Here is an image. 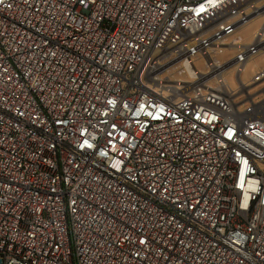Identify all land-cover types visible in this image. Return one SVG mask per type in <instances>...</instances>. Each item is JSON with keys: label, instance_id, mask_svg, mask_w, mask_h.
<instances>
[{"label": "built area", "instance_id": "obj_1", "mask_svg": "<svg viewBox=\"0 0 264 264\" xmlns=\"http://www.w3.org/2000/svg\"><path fill=\"white\" fill-rule=\"evenodd\" d=\"M260 14L0 0V264H264Z\"/></svg>", "mask_w": 264, "mask_h": 264}, {"label": "rangeland", "instance_id": "obj_2", "mask_svg": "<svg viewBox=\"0 0 264 264\" xmlns=\"http://www.w3.org/2000/svg\"><path fill=\"white\" fill-rule=\"evenodd\" d=\"M264 21L263 14L257 15L250 19L248 22L240 25L235 31L229 36V40H234L239 43H249L252 41L254 33L258 28L262 25ZM234 53V50H230L226 52V55H231ZM264 67V52H260L258 54L253 55L246 63L243 71H242V79L244 82H248L252 74ZM226 79L228 80L229 84L234 88L237 86L234 77V68H229L225 73ZM264 86V81L255 86L251 91H255L260 87ZM243 106V105H242ZM241 106V107H242Z\"/></svg>", "mask_w": 264, "mask_h": 264}]
</instances>
